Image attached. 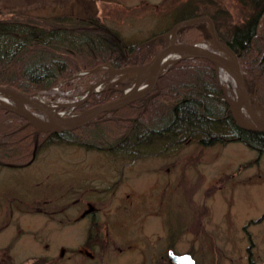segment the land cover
<instances>
[{
	"label": "rangeland",
	"instance_id": "rangeland-1",
	"mask_svg": "<svg viewBox=\"0 0 264 264\" xmlns=\"http://www.w3.org/2000/svg\"><path fill=\"white\" fill-rule=\"evenodd\" d=\"M210 4L236 21L244 8L240 0H0V16L15 10L33 20L81 21L87 12L132 45L165 35L185 8ZM134 66L90 79L126 89L136 72L125 68ZM257 154L242 142L193 143L141 160L69 143L43 148L26 165L0 167V264H162L171 247L193 249L197 264H248L252 243L253 259L264 263V155L256 165Z\"/></svg>",
	"mask_w": 264,
	"mask_h": 264
},
{
	"label": "trees",
	"instance_id": "trees-1",
	"mask_svg": "<svg viewBox=\"0 0 264 264\" xmlns=\"http://www.w3.org/2000/svg\"><path fill=\"white\" fill-rule=\"evenodd\" d=\"M240 3L244 8L237 21L218 4L185 8L181 19L200 14L214 19L221 37L240 54L248 88L264 106V0ZM9 12L0 16V84L27 93L48 89L81 68L147 63L164 43L165 30L146 42L124 44L99 16L95 20L87 12L81 21L64 14L33 20L31 14ZM193 35L198 40L211 36L205 22L180 32L191 42ZM122 86L95 91L80 110L119 97ZM223 91L213 62L189 58L173 65L147 96L74 130H40L21 114L0 107V167L26 165L43 148L63 143L116 152L131 160L177 155L193 143L208 147L244 142L263 154L264 131L237 124Z\"/></svg>",
	"mask_w": 264,
	"mask_h": 264
},
{
	"label": "water",
	"instance_id": "water-1",
	"mask_svg": "<svg viewBox=\"0 0 264 264\" xmlns=\"http://www.w3.org/2000/svg\"><path fill=\"white\" fill-rule=\"evenodd\" d=\"M199 20H205L210 23V31L212 33V40L214 43L220 47L224 52L228 53L229 58L225 57L220 54V52L212 51V50H204V49H198L195 45H191L188 43L183 42H177L175 40L168 41L158 52L157 54H154L155 56L147 62V64H141L136 65L134 67L125 68L126 70H134L136 72V78L134 80V84L131 89L123 93L120 97H117L115 99L109 100L106 102H103L97 106H95L92 109H89L85 114L81 115L80 117L72 120L64 119L56 115L51 109H49L45 104L42 102L36 100L31 96V94L23 92L22 90L11 86V85H5L0 84V93L7 94L12 97H16L19 99H22L24 103L28 104L31 107H34L38 109L39 111L46 114L49 119L55 124L54 126H47L43 124L40 120L37 118L30 116L26 113H23L20 109L15 107H9L13 109L14 111L18 112V114H21L25 118H27L34 126H36L40 130L44 131H52V132H60L66 130H74L77 129L91 121H94L97 119V117L105 111L115 109L124 105H128L129 103H132L138 99L143 98L145 95H147L150 91H152L155 86L157 85L160 77L162 74L168 69L169 64H173L177 62L180 59L185 58H196V57H203L212 60L215 65L218 68H222L227 71V73L232 77V79L235 81L236 85L239 87V90L243 96V103L246 109V113L249 114L251 118V123L246 124L243 123L237 112L233 111L235 120L237 124H239L241 127L246 129H251L254 131H264V122L261 121L255 112V106H259L264 110V107H262L259 103L258 97L249 91L247 83L245 82L244 72L241 68V63L238 59V56L230 47H228L223 41H221V37L216 31V26L213 21V19L208 15H202L197 16L194 18H190L184 21H181L180 23L176 24L172 31L173 33L177 32L178 28L183 23H192ZM173 51H178L181 53L180 57L177 59L171 60L168 63L163 62V57ZM146 71L149 73V82L144 90H140L141 81L139 80V77H137L138 72ZM3 106L4 105H0ZM7 107V106H5ZM171 258L179 261L183 264H195V259L193 258L191 253H184V254H177L175 251L171 250L170 252Z\"/></svg>",
	"mask_w": 264,
	"mask_h": 264
},
{
	"label": "bare ground",
	"instance_id": "bare-ground-1",
	"mask_svg": "<svg viewBox=\"0 0 264 264\" xmlns=\"http://www.w3.org/2000/svg\"><path fill=\"white\" fill-rule=\"evenodd\" d=\"M215 26H216V24H215ZM216 29H217V26H216ZM216 31H218V33H219V35L221 37V34H220L219 30L217 29ZM260 31L262 32V29L261 28H260L259 32ZM210 34L212 35L211 32H210ZM221 41H223L228 47H230L232 49V51H234L236 53V55L238 56V59H239V61L241 63V56L236 51V49L232 45H230L227 41H224V39L222 37H221ZM198 47H199V45H198ZM219 51L222 52L223 50L220 49ZM178 56H180V52H178V51H175V52H172V53H168V54H166L163 57L162 61L168 63L171 60L177 59ZM197 58L205 59L203 57H197ZM181 60H183V59H181ZM208 60H210V59H208ZM210 62H213V61L210 60ZM105 64L104 63L98 64L97 65L98 71H101L102 68H104L107 65V64L106 65ZM119 71L120 70H118L117 72H119ZM242 71H244V77H245V70L243 69ZM148 75H149V73H147L146 71H142V72L140 71V72H138L137 77H139V80L142 83L141 86H140V90H144L146 88V86H147V84L149 82V76ZM219 75H220V79H222V80H231L230 76L222 68H219ZM245 80H246V78H245ZM133 84H134V82H132L131 84H128L125 88H127L129 90V89L132 88ZM99 90H104V89H99ZM225 90H226L227 93L225 92ZM225 90L223 91V93H224V95H227L228 96V98H229V100L231 102V107H232V109L235 112H237L240 120L243 123H246V124L251 123V118H250L249 114L246 113L247 111H246L245 106H244V103H243L244 102L243 101V96H242V94H241V92L239 90V87L237 85H235L234 87L231 86V85H227L225 87ZM152 91H150L149 93H151ZM249 91L251 92L250 89H249ZM252 93L255 94L258 97V99H259V96L256 93H254V92H252ZM147 95H145V96H147ZM107 101H109V100H107ZM0 104H5L7 106H11V107L18 108L23 113H26V114H28L30 116H33V117H36L37 119H39V117H37L33 112H31L29 110V108L25 105L26 103H24V101L22 99H19V98H16V97H12V96H9L7 94L0 93ZM254 113H256V115L258 116V118L261 121L264 122V110L262 108H260L259 106H255V112ZM42 123L45 124V125H47V126H54L55 125L52 121H49V119H45V120L42 119ZM256 157H257L256 158L257 160L261 159V156H256Z\"/></svg>",
	"mask_w": 264,
	"mask_h": 264
},
{
	"label": "flooded vegetation",
	"instance_id": "flooded-vegetation-1",
	"mask_svg": "<svg viewBox=\"0 0 264 264\" xmlns=\"http://www.w3.org/2000/svg\"><path fill=\"white\" fill-rule=\"evenodd\" d=\"M263 219H264V216H263V218L262 217L259 218V220H263ZM91 232L94 234V230H92ZM253 246L255 247V244L254 243H252V245L250 246V248L248 250L250 252L248 264H257V259H253V253H252V248H254ZM86 248H88V250H91L92 249L91 245H86ZM167 250L168 251H166V255L165 254H164V256L162 255V259L167 258V261L165 259L162 264H183V263H180L179 261H176V260H174V259L171 258V255L169 253L171 250H174L176 253H180V254L187 253V252L188 253H191L193 255L194 259H195V264H197V262H198L197 259H196L195 254H194L195 252H194L193 249L192 250H188V251H176L173 247H171V248H168ZM126 264H147V263H145L143 261L142 262L140 261L138 263H137V261L136 262L127 261ZM261 264H264V263L261 262Z\"/></svg>",
	"mask_w": 264,
	"mask_h": 264
},
{
	"label": "built area",
	"instance_id": "built-area-1",
	"mask_svg": "<svg viewBox=\"0 0 264 264\" xmlns=\"http://www.w3.org/2000/svg\"><path fill=\"white\" fill-rule=\"evenodd\" d=\"M85 74H87V72H82V73H79L76 77V79H79V78H81L82 76H84ZM78 85V83H75V85H74V87L72 88V89H70V90H67V91H63L62 90V86H61V84L60 85H58L56 88H54L52 91L53 92H60L62 95H68L69 97H71L70 99L74 102H77V100L80 98H82L83 97V94H81L80 92H79V90L78 89H81V86H77ZM77 86V89H75V87ZM79 101V100H78ZM69 111V110H68Z\"/></svg>",
	"mask_w": 264,
	"mask_h": 264
}]
</instances>
